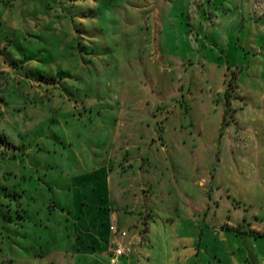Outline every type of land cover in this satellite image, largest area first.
<instances>
[{
    "label": "rangeland",
    "instance_id": "rangeland-1",
    "mask_svg": "<svg viewBox=\"0 0 264 264\" xmlns=\"http://www.w3.org/2000/svg\"><path fill=\"white\" fill-rule=\"evenodd\" d=\"M234 1L0 0V264L69 259L77 204L101 251L106 189L73 176L103 160L133 254L167 217L175 259L264 264V31L218 28Z\"/></svg>",
    "mask_w": 264,
    "mask_h": 264
},
{
    "label": "crops",
    "instance_id": "crops-1",
    "mask_svg": "<svg viewBox=\"0 0 264 264\" xmlns=\"http://www.w3.org/2000/svg\"><path fill=\"white\" fill-rule=\"evenodd\" d=\"M154 3L155 8L153 11V16L156 19L163 16L167 9L170 8L171 11L175 9L183 8L185 11L187 10L188 0H176L175 5L169 6L167 0H149V2ZM257 0H235L234 1V9L238 8V11H234L231 6L226 5L225 13L221 16L224 19V23H218V28H224L225 25L230 26L234 23V21L241 23L240 20L233 21L232 18H247V26L253 29V32L264 31V25L260 26L261 18H258L254 13L253 7ZM177 3V4H176ZM211 3L215 4V0H211ZM172 7V8H171ZM264 17V16H263ZM221 19V20H222ZM220 21V20H219ZM159 22V21H158ZM227 25V26H228ZM213 35V31H211ZM104 163L101 167L94 168L93 170H89L84 174H78L73 176V186L75 191L80 194L88 193V188L90 186H99L101 185L106 189V196L104 208H106V212L103 214V223L107 224V228L102 229L100 225L96 226V232L101 240L105 241L106 244H101L98 249L100 252H91L84 245V240L90 242V237L93 241H97L92 233L94 230L91 228L90 221V213L87 210L82 209L79 211V205L77 204L76 216H74L72 223L70 226H73V234L75 237L82 238L83 244L79 247L77 246V241L73 245V250L70 252L69 259L59 260L57 263L59 264H110V257L112 254V250L110 248V244L113 242H128V238H121L119 235H114L110 231V225L116 224L121 230H124L122 227L126 223H130L129 225H134L136 222V218L133 215L122 214L121 211H116V205L114 202L116 200L113 198L112 186H111V177L109 174L108 167L106 165V160H103ZM120 199L122 196H119ZM84 216H86V220H84ZM168 218L166 217L163 222L160 220L150 221L147 224V233H146V242L143 244L141 248H137V253L133 254L129 257H121L119 259L118 264H164V262H172L171 264H186L187 256L193 255L194 249L188 248V252L183 250L181 253H184L185 258L175 259L176 252L179 251L180 245L184 243L186 238H182L181 235L171 233L169 228L172 224L166 222ZM174 222V221H173ZM176 223V222H175ZM174 230V229H173ZM196 237V235H195ZM132 238V237H130ZM176 242L175 244H171L170 240ZM165 246V247H164ZM63 254V253H61ZM58 254L57 256H62ZM67 255V254H65Z\"/></svg>",
    "mask_w": 264,
    "mask_h": 264
},
{
    "label": "built area",
    "instance_id": "built-area-1",
    "mask_svg": "<svg viewBox=\"0 0 264 264\" xmlns=\"http://www.w3.org/2000/svg\"><path fill=\"white\" fill-rule=\"evenodd\" d=\"M110 231L114 235H119L121 238H128V242L126 243H116L112 251L110 264H118L121 257H129L134 253L135 245L133 240L129 237L128 232L126 230H121L116 224L110 226Z\"/></svg>",
    "mask_w": 264,
    "mask_h": 264
}]
</instances>
